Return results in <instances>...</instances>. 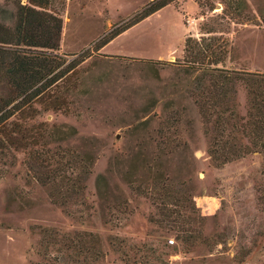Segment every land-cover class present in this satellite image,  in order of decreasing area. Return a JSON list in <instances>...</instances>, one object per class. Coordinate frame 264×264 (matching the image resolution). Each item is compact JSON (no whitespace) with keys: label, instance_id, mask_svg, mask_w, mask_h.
<instances>
[{"label":"rangeland","instance_id":"obj_1","mask_svg":"<svg viewBox=\"0 0 264 264\" xmlns=\"http://www.w3.org/2000/svg\"><path fill=\"white\" fill-rule=\"evenodd\" d=\"M149 1L51 2L62 19L57 53L65 63L86 57L75 66L82 89L70 97L69 112L48 111L39 120L64 130L60 146L88 152L93 162L84 191L61 204L26 175L22 153L12 152V163L0 160V264L41 263L44 228L95 234L102 255L88 264H264V155L215 165L207 153L211 122L188 96L189 75L170 65L181 59L186 36L213 35L227 43L224 67L264 73V0H243L256 24L220 18V0L211 11L177 0L95 49ZM12 2L0 0V7L13 12ZM102 54L136 59L96 57ZM235 96L243 114L240 88ZM155 184L172 195L163 208L135 192ZM176 196L183 198L179 208ZM181 223L188 244L177 239Z\"/></svg>","mask_w":264,"mask_h":264},{"label":"trees","instance_id":"obj_2","mask_svg":"<svg viewBox=\"0 0 264 264\" xmlns=\"http://www.w3.org/2000/svg\"><path fill=\"white\" fill-rule=\"evenodd\" d=\"M52 1L26 0V4H21L20 0H13V12L0 7V160L12 163V152L22 153L26 175L48 187L54 202L64 204L68 197L84 191V180L93 158L88 152L60 146L58 142L64 130L39 120L48 111L69 112L73 104L70 97L82 89L81 74L75 71V66L86 57L82 54L78 60L65 63L57 53L62 19L58 12L51 10ZM58 1L61 6L64 4V0ZM176 1L150 0L128 17L123 26L100 38L95 49L142 18ZM220 1V18L256 24L254 17L242 10L243 0ZM194 2L207 11L214 7V0ZM4 13L8 14L7 18L1 16ZM6 19L11 21L6 23ZM260 21L264 24L263 18ZM212 31V27L206 28V33ZM226 45L213 35L199 39L186 36L181 59L170 63L177 65L183 75H189L188 96L203 120L211 122L207 153L217 166L250 152L264 155V73L224 67ZM96 57L132 58L106 54ZM144 62L163 64L151 59ZM237 88L244 95L243 114H238L237 110ZM170 116L175 121L178 117L175 112ZM160 137L163 143L166 137L162 133ZM135 192L148 197L158 208L165 207L172 196L167 192L159 194L157 184L150 188L138 186ZM182 201V196L173 200L177 208ZM187 231L181 223L177 239L182 244L189 242ZM41 233L43 261L39 264H88L102 255L98 238L91 232L70 234L44 228ZM47 246L57 255L50 256Z\"/></svg>","mask_w":264,"mask_h":264},{"label":"built area","instance_id":"obj_3","mask_svg":"<svg viewBox=\"0 0 264 264\" xmlns=\"http://www.w3.org/2000/svg\"><path fill=\"white\" fill-rule=\"evenodd\" d=\"M187 25H189V23L187 24ZM169 243H171L173 240L172 239H170V238H168V240H167ZM172 254H176L173 250H169L168 251V254L166 255V258L167 259H169V261L170 262H173L174 260L172 259Z\"/></svg>","mask_w":264,"mask_h":264},{"label":"crops","instance_id":"obj_4","mask_svg":"<svg viewBox=\"0 0 264 264\" xmlns=\"http://www.w3.org/2000/svg\"><path fill=\"white\" fill-rule=\"evenodd\" d=\"M170 55H171V53L167 54V56L165 58H162V60H166V59L170 58Z\"/></svg>","mask_w":264,"mask_h":264}]
</instances>
